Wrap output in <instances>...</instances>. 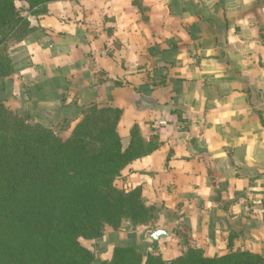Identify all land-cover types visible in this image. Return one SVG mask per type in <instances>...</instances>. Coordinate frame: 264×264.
<instances>
[{
    "label": "crops",
    "instance_id": "0c3cea01",
    "mask_svg": "<svg viewBox=\"0 0 264 264\" xmlns=\"http://www.w3.org/2000/svg\"><path fill=\"white\" fill-rule=\"evenodd\" d=\"M141 5L63 0L30 15L39 30L12 47L5 103L45 124L90 102L111 104L122 109L123 139L138 124L146 142H158L115 181L141 187L157 220L89 241L98 258L119 243L153 242L154 230L165 232L155 242L166 260L183 253L179 233L209 257H264V0ZM173 103L186 109L184 124Z\"/></svg>",
    "mask_w": 264,
    "mask_h": 264
},
{
    "label": "trees",
    "instance_id": "16d2710c",
    "mask_svg": "<svg viewBox=\"0 0 264 264\" xmlns=\"http://www.w3.org/2000/svg\"><path fill=\"white\" fill-rule=\"evenodd\" d=\"M17 1L27 3L26 11ZM56 1L63 0H0V264L264 263L262 255L243 250L206 256L182 233L183 253L171 260L163 258L155 241L116 244L106 260L80 241H99L108 228L117 232L132 224L126 229L136 231L154 225L160 208L146 203L141 187L124 190L115 181L131 161L159 144L146 142L135 124L124 149L117 106L83 105L71 119H61L63 127L77 121L62 136L52 124L32 121V115L6 105V79L17 70L12 47L39 30L29 16L46 14ZM133 4L144 11L141 0ZM168 108L186 122V109L174 103Z\"/></svg>",
    "mask_w": 264,
    "mask_h": 264
},
{
    "label": "rangeland",
    "instance_id": "374dc122",
    "mask_svg": "<svg viewBox=\"0 0 264 264\" xmlns=\"http://www.w3.org/2000/svg\"><path fill=\"white\" fill-rule=\"evenodd\" d=\"M17 6L20 7V8H22L23 11H26L27 3L24 2V1H17ZM25 13H27V12H25ZM101 105H111V104H102V103H101ZM113 106H114V105H113ZM82 115H83V114L80 113L79 118H80ZM35 120H36V119L33 118L32 121H35ZM43 121H45V120H43ZM48 122H49L50 124L53 125L54 130H55L57 133L61 134L62 136H67V135L72 131V129H73V127L75 126V124H76L77 121H72V122L66 124V125H67L66 127H63V125H62V123H61V119H59V118H56V119H54V120H48ZM130 226H132V224H128V226H127L126 228H130ZM126 228L124 227L123 230H125ZM107 231L109 232V234H108V236H109L108 239H109V238H110V239H111V238H112V239L115 238V235H114V234H116V233H115L112 229L108 228ZM126 231H129V230L126 229ZM101 240H103V238H102ZM80 241H81L84 245L87 246V243H88L89 241H92V240L85 239V238H81ZM102 242H103V241H102Z\"/></svg>",
    "mask_w": 264,
    "mask_h": 264
},
{
    "label": "water",
    "instance_id": "95a60500",
    "mask_svg": "<svg viewBox=\"0 0 264 264\" xmlns=\"http://www.w3.org/2000/svg\"><path fill=\"white\" fill-rule=\"evenodd\" d=\"M168 1H170V0H168ZM137 103H138V104H141V100L138 99V100H137ZM128 143H129V139L126 138V139L123 140L124 149H126V147L128 146ZM164 233H165V232L162 231V230H154L153 233H152V235H151V239L154 240V241H157V240H159L162 236L165 235Z\"/></svg>",
    "mask_w": 264,
    "mask_h": 264
}]
</instances>
